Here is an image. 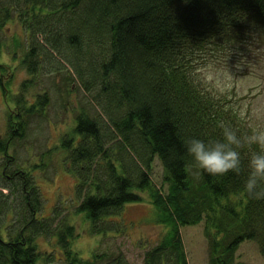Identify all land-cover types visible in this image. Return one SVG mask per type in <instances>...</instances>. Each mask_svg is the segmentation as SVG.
Segmentation results:
<instances>
[{"label":"trees","instance_id":"16d2710c","mask_svg":"<svg viewBox=\"0 0 264 264\" xmlns=\"http://www.w3.org/2000/svg\"><path fill=\"white\" fill-rule=\"evenodd\" d=\"M13 21L24 40L15 37L8 51L25 77L14 87L15 67L0 62L8 106L0 132V264L56 262L40 250L39 237L55 238L53 251L63 256L56 263L130 264L123 252L101 250L102 243L82 257L68 214L56 205L42 215L33 168L49 170L48 153L60 148L75 179L74 210L92 235L127 234L126 206L144 203L145 194L150 199L155 223L166 231L145 251V264H189L181 229L201 222L208 264H244L237 251L246 240L264 257V199L244 191L251 150L241 149L239 174L210 176L185 146L190 138L221 139V122L242 135L257 129L201 70L224 62L226 50L235 61L251 44L262 55L264 0H0V57ZM62 85L67 94L77 86L86 100L60 129V148L45 144L39 163L28 167L33 158L21 161L17 147L31 123L46 120L62 99Z\"/></svg>","mask_w":264,"mask_h":264},{"label":"rangeland","instance_id":"374dc122","mask_svg":"<svg viewBox=\"0 0 264 264\" xmlns=\"http://www.w3.org/2000/svg\"><path fill=\"white\" fill-rule=\"evenodd\" d=\"M6 46L3 48L0 62L11 64L15 67L16 78L14 87L25 77V72L15 61L11 59L8 51L12 49L15 37L23 42V30L21 26L13 21L6 26ZM246 45V44H244ZM6 48H8L6 50ZM8 51V52H7ZM263 53L256 50V45L246 46L245 51L240 50L238 60L235 61L234 51L226 50L223 54L224 62L220 64L209 63L201 70V76L206 83L216 91L223 92L232 97L235 107L240 109L252 125L264 129V48ZM259 53V60L254 58ZM246 54V55H245ZM245 55V56H244ZM247 61H250L245 65ZM235 62V63H234ZM62 85L60 91L64 89ZM91 96V94H89ZM58 94H53L54 100ZM80 100H86V96L81 89L75 87L73 93L67 94L63 90V97L56 101L49 110L48 118L39 123H31L29 137L17 147V154L21 161L33 158L27 161L26 166L31 167L33 163H39L40 157H36L48 145L47 149H52L55 144L60 148L61 138L60 129L64 128L66 121H70L73 116V110L78 107ZM7 103L0 92V132L2 131L5 120ZM59 135V136H58ZM58 137V138H57ZM46 142V143H45ZM50 145V146H49ZM65 151L61 148L48 153L47 159L52 162L49 164V170H42L38 167L33 168L36 182L43 194L44 217L51 216L56 205L62 208V213L68 214V217L74 221L77 237L73 241V247L82 257L87 258L93 250L101 247V250H110L112 252H123L130 264H145V251L154 246L165 233L166 228L158 225L156 222L157 212L150 199L145 194V202L126 206L123 217L125 226L123 230L125 235L109 234L103 239V235H92L89 232V221L85 219L84 214H76L75 208L78 200L75 193V179L66 168L67 161H64ZM164 167L158 163L154 177L157 181L164 178ZM182 236L185 248L188 254L189 264H208L207 241L204 235V222L195 225L183 226ZM103 240V242H102ZM54 239L38 238L40 250L45 254L53 253L57 261L63 256L59 255L58 250L53 251ZM51 244V245H50ZM56 245V244H55ZM238 261L244 264H264L259 245L256 241L246 240L240 244L237 252ZM56 261V262H57ZM61 262V260H59ZM53 262L52 264H60ZM51 264V263H38Z\"/></svg>","mask_w":264,"mask_h":264},{"label":"clouds","instance_id":"9594fccd","mask_svg":"<svg viewBox=\"0 0 264 264\" xmlns=\"http://www.w3.org/2000/svg\"><path fill=\"white\" fill-rule=\"evenodd\" d=\"M219 128L221 139L207 143L195 138L186 140V151L192 162L210 176L239 174L242 171L241 149L251 150L244 191L251 199H264V129H253L242 135L224 122Z\"/></svg>","mask_w":264,"mask_h":264},{"label":"bare ground","instance_id":"6f19581e","mask_svg":"<svg viewBox=\"0 0 264 264\" xmlns=\"http://www.w3.org/2000/svg\"><path fill=\"white\" fill-rule=\"evenodd\" d=\"M240 247V246H239ZM238 252V251H237Z\"/></svg>","mask_w":264,"mask_h":264}]
</instances>
